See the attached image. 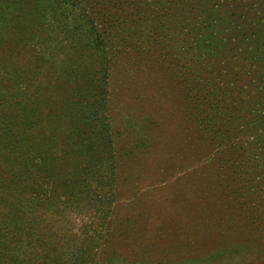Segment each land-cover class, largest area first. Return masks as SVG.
<instances>
[{
    "label": "rangeland",
    "instance_id": "obj_1",
    "mask_svg": "<svg viewBox=\"0 0 264 264\" xmlns=\"http://www.w3.org/2000/svg\"><path fill=\"white\" fill-rule=\"evenodd\" d=\"M40 3L0 76L17 107L49 83L75 187L35 194L31 258L264 264V0Z\"/></svg>",
    "mask_w": 264,
    "mask_h": 264
},
{
    "label": "trees",
    "instance_id": "obj_2",
    "mask_svg": "<svg viewBox=\"0 0 264 264\" xmlns=\"http://www.w3.org/2000/svg\"><path fill=\"white\" fill-rule=\"evenodd\" d=\"M41 1L0 0V32L9 34L15 28L39 26L31 6L41 5ZM92 28L97 34L96 27ZM29 35L30 32L23 35L25 41H29ZM3 71L0 63V73ZM49 87L43 80L34 88L29 86V102L17 107L13 79L0 76V264H45L44 254L49 255L54 242L45 241L44 248L38 245L39 251H33L34 259L31 258L30 228L37 224L39 232L42 225L40 220L31 221L29 209H41L35 194L48 181L54 184L53 188L59 189L63 182H68L66 188L70 191L75 187L67 168L71 166L62 160L63 151H74L64 150L68 134L61 132L63 117ZM21 255L23 260L19 262Z\"/></svg>",
    "mask_w": 264,
    "mask_h": 264
}]
</instances>
